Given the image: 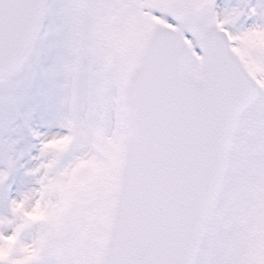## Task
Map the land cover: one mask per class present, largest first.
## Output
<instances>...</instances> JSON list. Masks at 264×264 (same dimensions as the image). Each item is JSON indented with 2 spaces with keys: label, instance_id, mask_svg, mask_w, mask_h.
<instances>
[{
  "label": "snow or ice",
  "instance_id": "snow-or-ice-1",
  "mask_svg": "<svg viewBox=\"0 0 264 264\" xmlns=\"http://www.w3.org/2000/svg\"><path fill=\"white\" fill-rule=\"evenodd\" d=\"M0 264H264V0H0Z\"/></svg>",
  "mask_w": 264,
  "mask_h": 264
}]
</instances>
